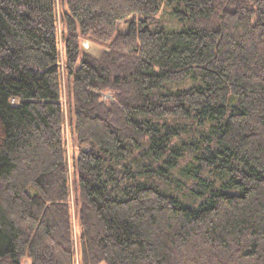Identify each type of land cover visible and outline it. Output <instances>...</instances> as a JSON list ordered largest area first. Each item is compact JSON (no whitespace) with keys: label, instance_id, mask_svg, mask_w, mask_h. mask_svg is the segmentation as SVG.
Returning <instances> with one entry per match:
<instances>
[{"label":"trees","instance_id":"16d2710c","mask_svg":"<svg viewBox=\"0 0 264 264\" xmlns=\"http://www.w3.org/2000/svg\"><path fill=\"white\" fill-rule=\"evenodd\" d=\"M160 2L183 28L161 24ZM76 250L264 264V0H0V264Z\"/></svg>","mask_w":264,"mask_h":264},{"label":"rangeland","instance_id":"374dc122","mask_svg":"<svg viewBox=\"0 0 264 264\" xmlns=\"http://www.w3.org/2000/svg\"><path fill=\"white\" fill-rule=\"evenodd\" d=\"M60 2L61 0H57V9L60 12ZM156 17L159 18L161 24L166 28V29H171V30H179L181 28H183L185 26L184 23L178 21L171 13V9L170 7H168L164 2H160V7H159V11L156 14ZM58 33L61 32L62 27H61V23L58 20ZM120 30H124L125 25L123 22L120 23L119 25ZM80 45H81V49L86 51L87 53H89L92 56H96L99 57L102 53L103 50H105V46L103 45H99L96 42H93L92 40H89L88 38H84V37H80ZM59 46L62 49V43H59ZM63 103H65V95H66V88L67 85L65 84V80L63 81ZM109 94V93H107ZM12 102H14V100H12ZM64 111L66 113L65 116H67V107H64ZM66 127L67 126V121H66ZM66 135H68V131L66 130ZM179 140V139H178ZM73 138L67 137V148H68V156H69V160L71 161V158L74 156V154H76V147L78 146L76 144V142L72 143ZM178 142V141H177ZM82 148L86 149L88 148L87 144L82 145ZM136 152V151H135ZM134 153V152H133ZM137 154L134 153L133 157H135ZM133 159V158H132ZM69 161V163H70ZM187 159L185 160H180L179 162V167L184 166V164H186ZM133 166V164H132ZM185 168H189L187 165L185 166ZM208 171H210L209 168H206V170H204V173L202 174L203 177H211V175H215L214 173L210 174L208 173ZM211 172V171H210ZM216 176V175H215ZM171 177H172V183L170 185V187L173 188V194L177 195L181 201L183 202H191L193 199V197L191 198L190 196H185L184 193H182V191H180V188L185 190L187 187L191 188V179H187L185 178L183 175H181L179 173V170H172L171 171ZM226 180V178H225ZM29 190H33L32 187H29ZM228 191H235L234 189H229ZM189 194V193H188ZM187 194V195H188ZM190 195V194H189ZM196 200V199H195ZM194 202H199V201H194ZM70 205H71V211H72V222H73V231H74V236H75V240L77 238V233H78V224H76V206L74 205V199H73V195H71V199H70ZM77 247V244H76ZM76 252V256H75V264H81L80 262V257H79V253ZM24 264H29V260L27 258H25L23 260Z\"/></svg>","mask_w":264,"mask_h":264},{"label":"water","instance_id":"95a60500","mask_svg":"<svg viewBox=\"0 0 264 264\" xmlns=\"http://www.w3.org/2000/svg\"><path fill=\"white\" fill-rule=\"evenodd\" d=\"M106 96H110L109 94H106Z\"/></svg>","mask_w":264,"mask_h":264}]
</instances>
